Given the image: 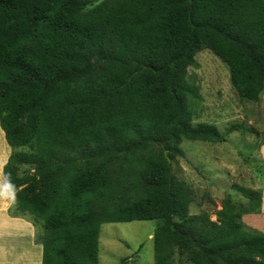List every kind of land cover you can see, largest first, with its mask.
I'll use <instances>...</instances> for the list:
<instances>
[{
    "label": "trees",
    "instance_id": "obj_1",
    "mask_svg": "<svg viewBox=\"0 0 264 264\" xmlns=\"http://www.w3.org/2000/svg\"><path fill=\"white\" fill-rule=\"evenodd\" d=\"M203 49L258 102L264 0H0L9 213L40 224L43 264H99L103 225L154 220V264H264V234L243 222L261 212L262 189L242 190L247 205L225 200L212 221L190 213L171 167L184 141H226L193 124L187 74Z\"/></svg>",
    "mask_w": 264,
    "mask_h": 264
},
{
    "label": "rangeland",
    "instance_id": "obj_2",
    "mask_svg": "<svg viewBox=\"0 0 264 264\" xmlns=\"http://www.w3.org/2000/svg\"><path fill=\"white\" fill-rule=\"evenodd\" d=\"M196 63L187 74L199 95L193 107V124L215 125L226 141H184L181 148L186 156L175 158L171 167L191 188L190 213L208 214L216 221L225 200L236 206L247 205L242 190L258 189L264 182L260 139L255 134L264 131V92L258 102L242 100L231 85L228 66L208 49L197 54ZM4 158L5 149L0 146V166ZM28 171L29 167L20 169L21 175ZM158 224L154 220L103 225L99 264H154L153 237Z\"/></svg>",
    "mask_w": 264,
    "mask_h": 264
},
{
    "label": "crops",
    "instance_id": "obj_3",
    "mask_svg": "<svg viewBox=\"0 0 264 264\" xmlns=\"http://www.w3.org/2000/svg\"><path fill=\"white\" fill-rule=\"evenodd\" d=\"M0 146L5 149V158L0 168V185L5 182L3 170L11 156L5 134L0 130ZM259 157L264 166V146L259 147ZM260 213L243 217V222L252 229L264 234V182ZM13 205L11 193L0 189V264H43V246L37 242L41 226L30 216L12 217L9 213Z\"/></svg>",
    "mask_w": 264,
    "mask_h": 264
},
{
    "label": "clouds",
    "instance_id": "obj_4",
    "mask_svg": "<svg viewBox=\"0 0 264 264\" xmlns=\"http://www.w3.org/2000/svg\"><path fill=\"white\" fill-rule=\"evenodd\" d=\"M0 189L11 193V197L14 198L16 194V185L11 180L5 178V182L0 185Z\"/></svg>",
    "mask_w": 264,
    "mask_h": 264
}]
</instances>
